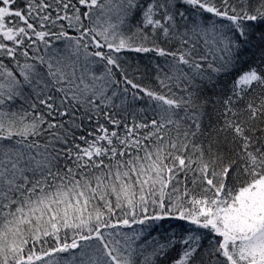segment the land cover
Returning <instances> with one entry per match:
<instances>
[{
  "label": "snow or ice",
  "instance_id": "snow-or-ice-1",
  "mask_svg": "<svg viewBox=\"0 0 264 264\" xmlns=\"http://www.w3.org/2000/svg\"><path fill=\"white\" fill-rule=\"evenodd\" d=\"M0 264H264V0H0Z\"/></svg>",
  "mask_w": 264,
  "mask_h": 264
}]
</instances>
